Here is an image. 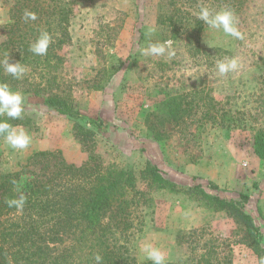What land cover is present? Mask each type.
Wrapping results in <instances>:
<instances>
[{
    "label": "rangeland",
    "instance_id": "obj_1",
    "mask_svg": "<svg viewBox=\"0 0 264 264\" xmlns=\"http://www.w3.org/2000/svg\"><path fill=\"white\" fill-rule=\"evenodd\" d=\"M12 1L0 0V42L6 38L4 26ZM71 1L70 40L62 49L64 78L82 115L80 123L94 132L92 150L75 137L74 119L47 107L31 91L10 88L24 97L30 122L19 126L31 143L15 150L0 138V169L12 172L33 152L57 150L64 161L76 166L91 154L96 166L130 168L135 188L142 193L128 242L138 261L148 260L140 250L147 242L162 251L166 261L187 262L189 245L179 242L178 235L198 229L203 240L227 239L233 264H258L241 243L233 219L206 207L187 190L199 185L222 198L247 194L250 199L244 209L256 224L261 223L264 161L254 152L252 135L264 127V0H250L233 13L242 39L206 25L199 34L201 52L194 57L186 52L184 37H170L160 20L162 14L171 13L168 0ZM225 9L215 8L212 13ZM150 28L155 31L149 33ZM156 43L166 45L165 55L141 54ZM229 59H236L238 68L221 75L217 62ZM94 82L100 87L93 88ZM191 90L208 93L238 119L222 128L210 123L198 126L195 115L183 125L162 117L161 102L167 95ZM154 115L162 117V125ZM96 119L100 125L88 124ZM160 131L162 138L154 139L152 134ZM148 163L180 191L157 187L143 172Z\"/></svg>",
    "mask_w": 264,
    "mask_h": 264
},
{
    "label": "trees",
    "instance_id": "obj_2",
    "mask_svg": "<svg viewBox=\"0 0 264 264\" xmlns=\"http://www.w3.org/2000/svg\"><path fill=\"white\" fill-rule=\"evenodd\" d=\"M249 1L168 0L171 13L162 14L160 20L166 24L170 37H184L185 50L194 57L201 52L199 34L206 27L194 13L201 7L211 12L224 7L237 13ZM26 10L34 12L37 19L25 22L22 17ZM72 12L71 0H13L8 9L9 21L4 26L6 38L0 42V61L8 58L10 63L18 62L27 71L23 78L16 79L0 64V83L12 89L31 91L41 96L47 107L74 119L75 137L91 152L94 132L80 123L82 115L75 108L64 78L62 49L70 40L68 27ZM44 30L52 36L53 43L47 55L38 56L29 51V45ZM93 86L99 88L100 83L94 82ZM188 96L191 99L187 100ZM161 106L162 117L176 125L187 124L194 115L198 126L210 123L229 128L238 119L201 90L167 95ZM162 117H157L161 125ZM0 119L8 120L13 126L30 122L24 111L22 119L10 120L6 116ZM97 121L88 120V124L95 127L101 124ZM149 127L148 124L151 131ZM152 135L154 139L162 138L161 131ZM252 138L255 154L264 161V127L255 129ZM95 161L90 154L87 161L76 166L64 161L59 150L37 151L15 171L0 169V264H96V254L103 257V264H152L150 260L138 261L128 246L142 194L135 188L132 169L96 166ZM143 172L150 174V180L157 187L180 191L151 164L148 163ZM210 188L216 186L210 184ZM187 192L203 200L211 210L224 211L232 218L241 243L252 251L260 264L264 259V213L259 211L261 223L256 224L244 209L250 199L247 194L222 198L205 192L199 185ZM20 194L26 197L22 214L5 203ZM178 238L179 242L188 243L190 259L185 263L166 261V264H233L227 239L203 240V232L198 229L182 233Z\"/></svg>",
    "mask_w": 264,
    "mask_h": 264
},
{
    "label": "clouds",
    "instance_id": "obj_3",
    "mask_svg": "<svg viewBox=\"0 0 264 264\" xmlns=\"http://www.w3.org/2000/svg\"><path fill=\"white\" fill-rule=\"evenodd\" d=\"M196 18L208 25L211 29L222 30L228 36L242 39V34L235 27V18L231 10L225 9L213 14L207 7H201L200 11L194 13ZM25 22L35 21L37 16L32 11H25L23 17ZM155 28H150L149 33L154 32ZM53 43L52 36L46 31H41L38 37L30 43L29 51L38 56L47 55L49 45ZM167 51L166 45L163 43L149 44L142 50L144 56H163ZM168 55H172L168 52ZM4 66V71L16 79H21L25 75L27 68L18 62L10 63L9 59L0 61ZM238 68L236 59H229L227 62H217V69L221 75ZM24 97L19 92L10 90L6 83H0V116H6L10 120H19L23 116ZM0 136L5 142L15 150H24L31 143L30 135L22 126H13L8 120L0 119ZM9 208L22 214L26 204V197L20 194L17 198L7 199L5 201ZM144 256L152 261V264H166L165 254L151 243H144L140 248ZM96 264H103V257L99 254L94 256ZM260 264H264V259L260 260Z\"/></svg>",
    "mask_w": 264,
    "mask_h": 264
}]
</instances>
